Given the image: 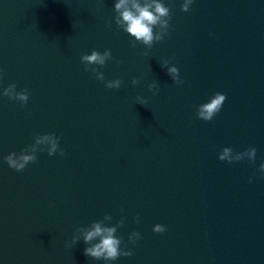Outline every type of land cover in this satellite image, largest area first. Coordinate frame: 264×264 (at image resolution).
Returning <instances> with one entry per match:
<instances>
[{
  "label": "water",
  "instance_id": "95a60500",
  "mask_svg": "<svg viewBox=\"0 0 264 264\" xmlns=\"http://www.w3.org/2000/svg\"><path fill=\"white\" fill-rule=\"evenodd\" d=\"M115 2L0 0V264H105L82 237L67 244L106 213L132 250L110 264H264V0H162L168 34L151 48L117 27ZM93 49L111 50L104 81L80 59ZM12 83L27 103L2 94ZM216 92L221 110L198 119ZM46 133L63 156L44 145L23 171L4 161ZM250 146L254 163L218 158Z\"/></svg>",
  "mask_w": 264,
  "mask_h": 264
},
{
  "label": "clouds",
  "instance_id": "9594fccd",
  "mask_svg": "<svg viewBox=\"0 0 264 264\" xmlns=\"http://www.w3.org/2000/svg\"><path fill=\"white\" fill-rule=\"evenodd\" d=\"M192 3L193 0H183L181 10L188 12ZM114 10L116 12L115 23L117 27L122 28L135 38L132 42L133 47L139 41L148 48H151L154 41H160L168 34L171 14L169 7L162 0H116ZM112 58L110 49H105L103 52L93 49L90 54L85 53L80 57L84 63L85 71H91L95 78L101 81L105 80L104 73L99 70V67L95 66L102 67L106 61ZM161 67L166 69L167 74L171 76L175 84L180 85L184 83L179 76V69L175 65L168 66V61L164 60L161 63ZM140 80V77L134 76L131 83L137 85L140 83ZM121 83V79L116 78L105 81V86L110 89H119ZM148 88L153 91V94H156L159 91L158 82L154 80L148 84ZM2 94L10 100L19 101L21 104L27 103L29 99L28 90L17 91L14 83L8 84L7 87L3 88ZM135 100L138 104L145 105L147 103V99L140 95H137ZM225 100L226 95L224 93L216 92L209 98L208 102L197 106V118L211 121L221 110ZM59 139L55 133L36 134L34 136V143L27 145L19 154L12 152L4 156L3 159L10 168L18 172L23 171L30 162L36 161L37 151L45 150L41 146L49 145L46 147V150L50 156L55 155L58 151L63 156L64 150L59 147ZM256 151L254 146H250L240 152L234 151L231 147H224L218 153V158L221 161L228 162L240 161L247 158L254 163ZM259 172L261 175H264V162L260 163ZM251 180L252 178L249 177V182ZM105 220H112V216L106 213L102 220H94L87 226H78L67 246L71 247L75 245L82 237L84 243L88 245L84 249V254L97 260L103 259L105 264H110V262L117 260L120 256L132 255L131 249L125 250L124 247H121L122 239L115 234L117 228L124 224V217H121L115 225L110 227L103 226ZM135 220L139 223V215L135 217ZM153 231L163 233L166 231V226L157 223L154 225ZM140 238L141 234L133 231L129 235V242L134 244Z\"/></svg>",
  "mask_w": 264,
  "mask_h": 264
}]
</instances>
